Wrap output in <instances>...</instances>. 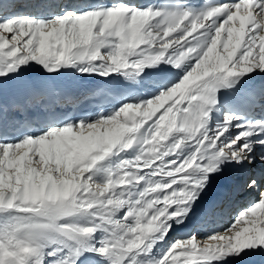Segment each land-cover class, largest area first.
<instances>
[{
	"label": "snow or ice",
	"instance_id": "snow-or-ice-1",
	"mask_svg": "<svg viewBox=\"0 0 264 264\" xmlns=\"http://www.w3.org/2000/svg\"><path fill=\"white\" fill-rule=\"evenodd\" d=\"M0 264H264V0H0Z\"/></svg>",
	"mask_w": 264,
	"mask_h": 264
},
{
	"label": "bare ground",
	"instance_id": "bare-ground-1",
	"mask_svg": "<svg viewBox=\"0 0 264 264\" xmlns=\"http://www.w3.org/2000/svg\"><path fill=\"white\" fill-rule=\"evenodd\" d=\"M66 87L69 89V90H74L72 85H71V82H67L66 83Z\"/></svg>",
	"mask_w": 264,
	"mask_h": 264
}]
</instances>
